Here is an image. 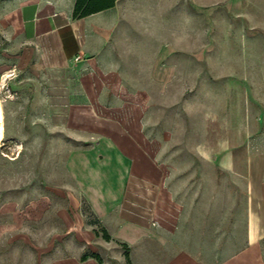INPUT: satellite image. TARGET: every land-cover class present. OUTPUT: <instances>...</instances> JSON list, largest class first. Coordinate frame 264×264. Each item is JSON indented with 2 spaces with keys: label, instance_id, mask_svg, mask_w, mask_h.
I'll return each instance as SVG.
<instances>
[{
  "label": "crops",
  "instance_id": "1",
  "mask_svg": "<svg viewBox=\"0 0 264 264\" xmlns=\"http://www.w3.org/2000/svg\"><path fill=\"white\" fill-rule=\"evenodd\" d=\"M220 1L222 10L231 3ZM214 2L115 0L75 18L76 0H0L11 71L19 64L39 74L46 119L75 141L61 188L62 208L74 213L65 208L53 214L58 223L27 226L16 207L1 210L0 264H264V74L232 85L229 70L212 67ZM162 8L167 17L181 12L168 24ZM255 9V24H263V5ZM199 15L208 24L201 36ZM200 40L207 42L201 50ZM204 57L213 68L207 88L218 89L215 76L223 78L222 92L208 94L213 110L202 140L191 145L208 164H177L172 131L165 116L154 122L153 105H168L166 90L181 79L184 60L197 80ZM140 73L151 74L158 101L150 85L130 82ZM199 168L207 176L195 178Z\"/></svg>",
  "mask_w": 264,
  "mask_h": 264
},
{
  "label": "rangeland",
  "instance_id": "2",
  "mask_svg": "<svg viewBox=\"0 0 264 264\" xmlns=\"http://www.w3.org/2000/svg\"><path fill=\"white\" fill-rule=\"evenodd\" d=\"M220 2L215 0L212 4L215 9L213 26L216 53L213 59L210 58L211 65L216 71L223 67L229 70L232 85L238 81H254L259 69L264 74V23L256 25L254 22L255 8L263 5L264 10V0H230L231 3L224 10L219 7ZM186 6L188 3L184 2L183 7ZM161 12L166 14L169 11L162 8ZM180 12V9H174L172 15L167 17L166 14L168 24L175 20L174 14ZM182 12L189 13L185 9ZM262 18L264 22V16ZM188 23L191 21L188 20ZM198 27L200 36L206 34L208 24L205 16L199 15ZM10 44L6 39L0 40L1 62L4 64L0 67V75L2 73L4 77L0 85V212L16 207L24 225H52L58 223V217H53V214L62 216L65 208L69 210L68 207L62 208L64 203L68 205L61 189L65 181L63 162L67 150L74 146L75 141L67 131L56 127L53 120L46 119L49 105L44 104L45 99L41 97L47 91L46 82L40 80L39 74L32 72L30 66L20 67L19 64L17 73L11 71L16 66ZM182 45L183 48H190V41H183ZM206 45V41H199L200 50ZM255 51H261V55L255 54ZM206 60L204 57L199 62L197 80L188 71L191 68L190 60H184L181 79L166 90L165 101L168 105H153L154 122H158L159 116H165L167 121L164 126L172 131L171 148L176 151L173 159L177 164H208L205 158L191 151L192 142L202 140L206 115L212 114L209 92L211 97L222 92L221 76H215L214 84L218 89L207 88V82L213 79V68L208 70ZM134 75L130 82L150 85L158 101V88L152 82L151 74ZM209 125L211 129L216 128V122L211 121ZM155 126L158 131V123ZM214 172V178L223 176L221 169L215 168ZM189 176V170L183 172L184 179ZM204 176H207L206 169L199 168L194 177L198 179ZM81 209L84 215L91 218V211L84 200ZM68 212L74 213V210ZM72 218L75 220L74 216Z\"/></svg>",
  "mask_w": 264,
  "mask_h": 264
},
{
  "label": "trees",
  "instance_id": "3",
  "mask_svg": "<svg viewBox=\"0 0 264 264\" xmlns=\"http://www.w3.org/2000/svg\"><path fill=\"white\" fill-rule=\"evenodd\" d=\"M114 1L115 0H76L73 16L75 18L87 16L91 13L104 9V7L112 6ZM103 233L105 238H110L105 230H103ZM126 257L129 259L128 254H126ZM82 258H86V255Z\"/></svg>",
  "mask_w": 264,
  "mask_h": 264
}]
</instances>
